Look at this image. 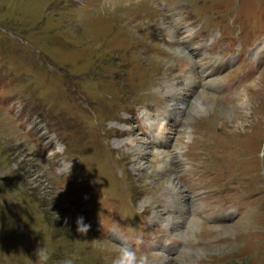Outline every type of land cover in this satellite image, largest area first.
I'll return each instance as SVG.
<instances>
[{
  "label": "rangeland",
  "instance_id": "1",
  "mask_svg": "<svg viewBox=\"0 0 264 264\" xmlns=\"http://www.w3.org/2000/svg\"><path fill=\"white\" fill-rule=\"evenodd\" d=\"M261 2L0 0V264H39L41 247L48 264H107L108 249L125 242L150 261L200 244L167 264H264V48L244 59L251 73L240 56L264 33ZM189 65L213 71L193 89ZM169 80L184 89L175 96L181 118L167 123L172 147L163 149L150 143L152 130L145 134ZM201 92L214 97L199 102ZM139 136L149 138L141 170L129 143ZM194 138L200 154L187 161L182 152ZM167 149L173 167L163 171L168 157L158 151ZM207 163L206 187L216 185L246 215L212 221L201 212L192 237L174 235L155 210L168 211L177 173L189 204H218V195L200 199ZM78 216L107 246L76 231Z\"/></svg>",
  "mask_w": 264,
  "mask_h": 264
},
{
  "label": "bare ground",
  "instance_id": "2",
  "mask_svg": "<svg viewBox=\"0 0 264 264\" xmlns=\"http://www.w3.org/2000/svg\"><path fill=\"white\" fill-rule=\"evenodd\" d=\"M131 0H107V4H109V5H115V6H118V5H121V4H127V3H129ZM102 7V6H101ZM113 7V6H112ZM178 19L179 18H175V19H172V20H169L168 19V21L172 24V27L173 28H175L174 30H176V28H179V24L180 23H178L177 21H178ZM188 29L187 28H182V32L184 33V32H186ZM176 32V31H175ZM181 32V33H182ZM177 33V32H176ZM180 33V35H181V39H180V41H186L187 40V38H183V35ZM171 39H172V41H173V43L172 44H174L175 42H177L172 36H171ZM164 44V43H163ZM171 44V45H172ZM171 45H169L168 46V48L171 46ZM181 46H182V48L185 50V46H183L182 44H181ZM177 49V48H176ZM186 51V50H185ZM201 73H203V71L201 72ZM201 73L198 75V74H196V72H194V73H188V79H186L187 81H186V83L188 84V87H190V88H193L194 89V84H195V82H197V81H195V77L198 75V76H200L201 75ZM175 81H173V80H169L168 82H167V85L168 84H171V88H170V90H168V92H169V94L168 93H166L165 91H166V87L167 86H165L163 89H162V91H163V93H165L166 95H167V99L169 100V102H168V105H170L171 106V109L170 110H167L166 111V113L167 114H171L172 113V111H173V115L172 116H174L175 117V115L176 114H178L179 116H180V118H181V114H179V112L177 111V108H176V106H175V101H176V97L175 96H177L178 98H180L179 96H180V94H182L183 93V91H182V88L181 87H183V89H184V86H183V82H182V86L181 87H177L176 86V84L174 83ZM180 85V84H179ZM174 86H176V87H174ZM188 87H186V88H188ZM189 88V89H190ZM172 95H174V96H172ZM183 97V96H182ZM214 96H210L208 93H206V92H201V95H200V101L199 102H201L202 100L203 101H206L205 99H209V98H213ZM179 100V99H178ZM202 101V102H203ZM198 102V103H199ZM196 106H199L198 104H197V102H196ZM202 106V105H201ZM194 107V106H193ZM193 109V108H192ZM194 111V110H193ZM189 117V116H188ZM187 118V117H186ZM170 120H171V116L169 117L168 116V118L166 119V121H165V123H164V125L162 124V121H161V118H159V117H157V116H154V121H152L151 122V124H152V132L154 133V134H150L151 135V137H152V139H153V141H151L149 138V141H150V143H154L155 144V146L156 147H158V148H163L164 149V146H165V144H166V147H168L170 144L168 143V140L165 138L166 137V133H167V130L169 129V126H168V124L167 123H170ZM156 127H157V129H156ZM162 128V129H161ZM148 139H144V140H142L141 138H140V136L139 137H134V138H132V139H130V141H129V143L132 145V150H133V152L135 153V163H136V165H137V167L139 166L140 167V170L143 168V167H145V164H147L146 163V161L142 158V156H144V155H146L145 154V152H146V150H147V148H148ZM145 140H147L148 142H145ZM193 146L192 145V142L191 143H189L187 146L189 147V146ZM170 147H172V143H171V145H170ZM179 147H177V148H175V149H178ZM170 149V148H169ZM169 149H167V150H164V151H161V150H159L158 151V153L160 154V155H162V158H164V157H168L167 159H166V161L164 162V163H162L161 162V169L164 171V169L166 168V169H170V168H172L173 167V164H172V162H171V154L173 153V152H171ZM177 152H178V150H175V154H177ZM144 153V154H143ZM147 153V152H146ZM172 155H174V153L172 154ZM146 157V156H145ZM170 161H169V160ZM164 160V159H163ZM142 167V168H141ZM149 170V169H148ZM160 170V169H159ZM172 172H173V170H172ZM164 173V172H163ZM177 175H179L178 173H177ZM173 176V175H172ZM176 176V175H175ZM181 175H179V177L178 178H175V179H173L172 181H170V183L167 185L168 187H167V189H168V191H166L167 192V194L169 195V196H171V197H173V198H175L177 201H175L176 202V204L174 203V205L172 206V209H173V207H174V209H175V207H176V210L177 211H179L180 213L179 214H177V213H175V211L173 210V211H167V212H162V211H160V210H155V213H157V215L154 217V218H156L158 221H160V222H162V223H164L166 226H168L169 227V230L171 231V233L172 234H174V233H181L182 234V237H184V238H186V237H192V235H191V232H190V229L189 228H194L195 226H196V224L200 221V218H199V216L198 215H200V212H201V207H200V205H196L195 207H194V205H193V207L194 208H189V202H188V200H189V194H187V193H185V187H184V185L182 184V181H181ZM151 201V200H150ZM149 202V201H148ZM194 204H196V203H194ZM222 212H225V211H222ZM244 215H246V213L245 214H243L242 215V217L244 216ZM75 217V216H74ZM73 219V218H72ZM74 221V220H73ZM71 223V222H70ZM186 223H188V224H186ZM220 224V223H219ZM223 224H226V223H223ZM180 225V226H179ZM186 225H188L187 227H186ZM73 226H74V224H73ZM198 229L199 228H201L200 227V225L197 227ZM185 229V230H184ZM223 231V230H222ZM88 237H90V238H95V240H97L100 244H102V246L103 245H106L107 246V244L103 241V240H101L98 236H96L95 234H93L92 232H89L88 231V233L86 234ZM175 235V234H174ZM193 235H194V233H193ZM176 237V236H175ZM178 238V237H177ZM202 238H203V236H202ZM204 240V239H203ZM190 242V241H189ZM216 244V243H215ZM109 245V244H108ZM196 245H200V244H198V243H192V245L190 246V248L186 251V252H179V253H172V254H169V252H166L167 254H165L164 253V255L161 257V256H159L157 259H155L154 261H150V263H152V264H167V262H168V256L169 255H173V254H186V253H188V251L192 248V247H194V246H196ZM201 245H206V244H201ZM206 246H208V245H206ZM197 251V250H196ZM198 253V252H197ZM193 259V258H192ZM173 261V260H172ZM184 261V260H183ZM192 260H190V261H188V263L189 262H191ZM177 263V262H176ZM179 264V263H178Z\"/></svg>",
  "mask_w": 264,
  "mask_h": 264
},
{
  "label": "clouds",
  "instance_id": "3",
  "mask_svg": "<svg viewBox=\"0 0 264 264\" xmlns=\"http://www.w3.org/2000/svg\"><path fill=\"white\" fill-rule=\"evenodd\" d=\"M75 223L76 231L80 234L86 235L91 229V225L85 222L83 216H78ZM36 256L39 264H48L51 258L46 247L39 248ZM59 264H73V259L65 258ZM107 264H150V258L146 253L125 242L108 249Z\"/></svg>",
  "mask_w": 264,
  "mask_h": 264
}]
</instances>
